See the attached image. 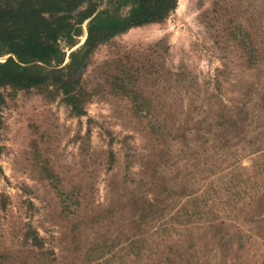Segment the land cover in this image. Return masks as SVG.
<instances>
[{"label": "rangeland", "instance_id": "374dc122", "mask_svg": "<svg viewBox=\"0 0 264 264\" xmlns=\"http://www.w3.org/2000/svg\"><path fill=\"white\" fill-rule=\"evenodd\" d=\"M74 79L0 89V264H264V0H177Z\"/></svg>", "mask_w": 264, "mask_h": 264}, {"label": "trees", "instance_id": "16d2710c", "mask_svg": "<svg viewBox=\"0 0 264 264\" xmlns=\"http://www.w3.org/2000/svg\"><path fill=\"white\" fill-rule=\"evenodd\" d=\"M10 1L12 5L0 0V58L9 55L0 61V89L31 88L52 80L64 92L90 49L125 28L160 22L177 4V0H125L122 7L128 8L126 14L112 15L97 12L102 0ZM86 21V38L78 46ZM251 65L254 69L256 63ZM246 105H241L243 112ZM214 109L223 110L225 106ZM257 227L258 233H263L264 226Z\"/></svg>", "mask_w": 264, "mask_h": 264}]
</instances>
